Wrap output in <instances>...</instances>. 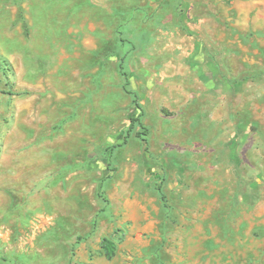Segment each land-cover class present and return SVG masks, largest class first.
<instances>
[{"label": "rangeland", "instance_id": "1", "mask_svg": "<svg viewBox=\"0 0 264 264\" xmlns=\"http://www.w3.org/2000/svg\"><path fill=\"white\" fill-rule=\"evenodd\" d=\"M0 264H264V3L0 0Z\"/></svg>", "mask_w": 264, "mask_h": 264}, {"label": "trees", "instance_id": "2", "mask_svg": "<svg viewBox=\"0 0 264 264\" xmlns=\"http://www.w3.org/2000/svg\"><path fill=\"white\" fill-rule=\"evenodd\" d=\"M124 74L126 75V73H124ZM141 114H142V111L139 113L138 117L132 118V121L139 120ZM131 127H132V125H131ZM146 133H147V130L145 129V133H143V134H146ZM156 189L158 190V192L161 196L162 202L165 203V197H164V193H163L161 184H157ZM101 245H102V249L104 251V255L107 258H111L115 254V245L110 239L103 238Z\"/></svg>", "mask_w": 264, "mask_h": 264}, {"label": "crops", "instance_id": "3", "mask_svg": "<svg viewBox=\"0 0 264 264\" xmlns=\"http://www.w3.org/2000/svg\"><path fill=\"white\" fill-rule=\"evenodd\" d=\"M258 2H262V3H264V0H257Z\"/></svg>", "mask_w": 264, "mask_h": 264}]
</instances>
